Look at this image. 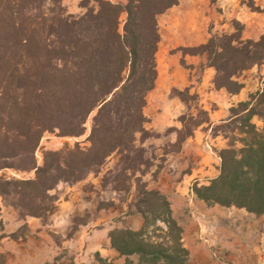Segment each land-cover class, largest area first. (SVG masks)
Segmentation results:
<instances>
[{"label":"trees","instance_id":"obj_1","mask_svg":"<svg viewBox=\"0 0 264 264\" xmlns=\"http://www.w3.org/2000/svg\"><path fill=\"white\" fill-rule=\"evenodd\" d=\"M181 1L82 0L84 14L73 16L62 0H0V173L34 174L28 179L1 176L0 197L14 204L22 220L47 224L56 211L58 197L52 192L59 184L79 183L118 157L102 187L126 194L135 188L128 215H140L143 223L136 231L115 228L111 248L128 260L136 257V264H189L170 202L148 189L144 177L156 167V179L166 155L181 151L198 128L210 124L209 116L203 110L183 115L180 129H168L177 140L167 145L161 165L141 146L159 137L146 130L144 114L158 78V17ZM236 27L232 34H213L199 46L181 49L184 55L205 56L216 72L215 88L232 95L244 88L239 76L264 63V34L243 39ZM171 96L197 101L188 89H174ZM90 119L88 147L46 151L38 165L35 154L47 133L79 138ZM213 131L225 133L227 140L218 152L220 174L208 185L195 184L194 194L208 206L264 216V87L231 108L230 117Z\"/></svg>","mask_w":264,"mask_h":264},{"label":"rangeland","instance_id":"obj_2","mask_svg":"<svg viewBox=\"0 0 264 264\" xmlns=\"http://www.w3.org/2000/svg\"><path fill=\"white\" fill-rule=\"evenodd\" d=\"M81 1L62 0V5L67 14L81 16L85 12L80 6ZM250 2L253 3V9L249 7ZM167 14L173 16L176 29L170 44L167 39H163L161 46L159 45L160 53L157 55L159 64L168 63L173 59L178 60L182 49L180 46L183 44L179 35L186 37L192 35L197 27L206 38L209 33L232 34L236 32V25L242 29L243 39L258 40L264 34V0H183ZM160 18L162 17L158 19L159 32L165 35L168 23H164L162 19L160 21ZM182 27L185 32L181 31ZM196 35H199L197 31ZM175 38L182 43L177 44ZM238 81L244 85L243 95L248 101L250 93L253 94L264 87V63L242 73ZM224 92L226 105L223 119H226L230 117L231 108L237 107L239 102L236 98L232 99L227 91ZM187 104L190 109L186 115L197 116L200 110L205 111L199 106V100ZM217 109V103L214 102L210 106V111ZM207 114L209 116L210 112ZM255 122L257 126H263L262 121L255 119ZM221 124L223 123H217L209 130L204 125V131L208 130L210 146L206 148L217 155L227 144L223 136L225 133L217 132L215 135L213 131ZM86 127L85 135L79 138H61L57 133H47L35 154L38 165H42L46 151H61L66 147L73 148L76 144L83 148L88 147L86 139L90 133L91 119ZM136 146H140L139 142ZM152 147L153 153L158 155L169 149L166 145L160 152L155 150V145ZM154 156L156 155L153 154ZM117 161L118 157H112L101 168L100 173L90 174L79 183L59 184L52 192L58 197L56 211L47 224L32 217L22 220L14 204L0 197V264H99L98 258L104 260L106 258L111 264H128V261L136 264V257L128 260L107 256L111 250L110 233L115 228H133L139 223L142 226L143 223L140 215L135 214L138 215L136 218L128 215L129 203L135 201V188L126 194L115 191L111 186L102 187V178ZM155 164L161 165L159 161ZM1 176L8 179H28L34 174L3 171L0 173ZM194 196L198 198L195 194ZM231 209L239 210L234 207ZM233 218L231 225L223 229V244L217 247L222 250L224 264H264V222H260L258 232L255 230V226H258L253 223H249L252 226L250 231L244 232L239 217ZM157 226L161 224L158 223Z\"/></svg>","mask_w":264,"mask_h":264},{"label":"crops","instance_id":"obj_3","mask_svg":"<svg viewBox=\"0 0 264 264\" xmlns=\"http://www.w3.org/2000/svg\"><path fill=\"white\" fill-rule=\"evenodd\" d=\"M167 12L159 16L162 17L160 21L162 19L164 23H168L167 33L165 35L160 34V36L161 42L163 39H167L170 44L172 34L175 33L176 28L173 24V16L168 15ZM183 27L181 31L185 32ZM196 31L199 35H196ZM208 35L206 38L199 27L195 28L192 35L187 37L179 35L183 41L180 48L199 46L208 40L210 33ZM182 41L176 39L177 44L182 43ZM159 53L160 48L157 55ZM179 53L178 60H169L168 63L160 62L159 64L157 59L158 78L154 90L147 97V105L144 108V114L149 120L145 125L146 130L159 134L158 138L148 139L141 144L147 152L146 157L151 158L154 162L155 160L160 162L163 154L153 153L152 145L156 146L155 150L162 152L163 147L175 143L177 140L176 133L167 134V131L170 128L180 129L182 126H179L181 124L179 118L186 115L190 109L186 102L178 97L171 96L172 90L183 91L188 89L190 95L197 97L199 106L210 112V124L206 125L208 130L209 128L212 129L217 123H223L228 119H223L225 114L223 110L226 105V100L223 98L225 90L215 88L214 78L216 72L213 68L207 66L206 57ZM244 89L245 87L236 95H229L232 99H238L239 103L244 102L246 101L245 95H243ZM214 102L217 103L218 109L210 111V106ZM204 127L198 128L194 135L186 140L181 151L166 155V160L163 162L156 179L152 178V174L156 171V167H154L144 177V181L148 183V189L159 191L170 202L173 217L183 229V243L189 252V264H224L222 250L217 248L223 244V229L231 225V220L236 216L239 217L244 232L250 231L252 226L249 223L256 224L258 227L255 226V230L258 232L260 222H264V216L258 217L243 209L235 211L231 208L208 206L204 201L194 196L192 187L195 184H198V186L208 185L220 173L221 160L216 153L206 148L209 146V135L208 130L204 131ZM149 151H152V153L148 154ZM153 154L156 155L154 156L156 159ZM137 216L132 215L131 218ZM128 228L136 231L141 228V225L139 223L133 228ZM110 249L107 256L111 258L120 257L111 248V243ZM120 258L126 259V257ZM105 260L107 259L105 258Z\"/></svg>","mask_w":264,"mask_h":264}]
</instances>
